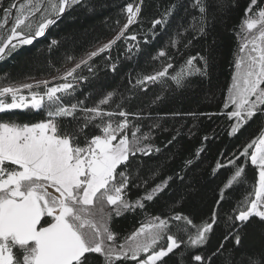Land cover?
<instances>
[{"label": "snow or ice", "instance_id": "1", "mask_svg": "<svg viewBox=\"0 0 264 264\" xmlns=\"http://www.w3.org/2000/svg\"><path fill=\"white\" fill-rule=\"evenodd\" d=\"M77 6L89 13L106 7L99 0H0V62L46 38ZM236 9L242 14L230 25ZM119 15L110 38L78 56L65 51L60 67L49 64L50 78H0V114L8 117L0 118V264H264V0H127ZM162 34L165 43L149 51ZM225 34L234 49L220 111L166 116H221L231 138L251 124L258 131L220 153L210 176L228 175L196 220L183 206L200 195L197 164L218 133L203 135L162 174L179 155L182 133L177 128L157 144L161 120L137 102L156 87L149 108L167 93L201 87L211 98ZM73 42L71 35L50 39L46 51ZM141 56L150 70L129 72L124 91L99 83L101 71L116 74ZM16 110L44 118L20 121ZM133 189L140 192L134 198ZM158 202L166 211L151 212ZM136 214L130 232L116 229L115 221Z\"/></svg>", "mask_w": 264, "mask_h": 264}, {"label": "trees", "instance_id": "2", "mask_svg": "<svg viewBox=\"0 0 264 264\" xmlns=\"http://www.w3.org/2000/svg\"><path fill=\"white\" fill-rule=\"evenodd\" d=\"M99 2L106 5L103 9L96 11L95 13H89L85 9L77 6L71 13H66L65 17L58 23V25L52 28L46 38H41L33 46H25L18 50L12 57L0 62V78H3L5 73L11 74L14 78L23 79L25 74H31L36 78H50L48 73L50 71L48 65L52 64L55 67H60V60L65 51H71L75 55H80L85 49L90 48L94 43H99L110 38L113 34L110 31L111 27H115V21L119 18L120 7L127 2V0H99ZM245 3V0H241V5ZM242 12L241 9L233 11L229 18V24H236L239 22ZM71 35L74 38L73 43H69L60 48L54 49L51 52L46 51V47L50 39H62ZM167 39V34L160 35L155 43H153L149 51H154L158 46L163 45ZM234 49V42L231 36L225 34L223 37L219 64L213 77V83L211 87V98L207 95V88L201 87L195 90H188L177 93H167L165 98L157 104L151 106L152 97L155 93L160 92L158 87L150 88L149 92L141 94L137 102L139 107L145 108L146 111H150L153 116H158L161 120L162 128L157 130L156 143L163 146L164 143L174 134L175 130L179 128L182 133L176 143L181 147L179 155L175 160L169 163L163 170L162 174H168L172 170L176 169L181 160L193 153L197 147L200 146L201 137L205 134L211 136L213 132L218 133L215 140H210L207 145V150L202 154L201 160L198 162L197 167L199 169L198 176L201 179L200 195L196 200H190L183 206V210L186 213H190L194 219L199 220L205 216L212 203L215 189L228 175V170L221 169L216 176H210L211 168L214 166L215 161L220 156L221 152L230 154L240 147L243 141L250 139L254 136L258 129L255 124H251L243 130V133L238 138H231L222 131L227 121L221 116H215L212 119L207 117H199L193 119L192 117H176L166 116L173 112H218L221 109V101L223 99V90L229 84L230 65L229 60L232 57ZM115 54V52H114ZM99 60V58H97ZM145 56H141L139 60L135 62L124 61L121 63L118 72L116 74L100 73V84L107 89L118 88L124 91L127 87V74L129 72L136 71H149L150 67L145 64ZM54 74V73H53ZM89 91L88 88H84L82 92L77 95L83 96ZM99 95V89L95 91L90 98L91 101H95ZM16 118L20 121H35L43 119L42 114H34L26 111L16 110ZM0 118L3 117L0 114ZM145 124L148 122L145 121ZM193 124L196 125L193 128ZM163 128H167L168 131H163ZM195 132V135L189 136V129ZM173 150L170 146L167 151ZM249 180L253 179V171L248 169ZM138 190L133 189L131 196L134 198L139 195ZM178 194H174L169 197V201H174ZM240 195L238 190L233 194V198L228 201L225 208L231 207ZM150 211L160 213L166 211L163 202H158L150 206ZM140 219L139 214L128 215L119 218L115 221V227L122 233L130 232ZM223 229H219L217 237ZM216 240H213L215 243Z\"/></svg>", "mask_w": 264, "mask_h": 264}]
</instances>
